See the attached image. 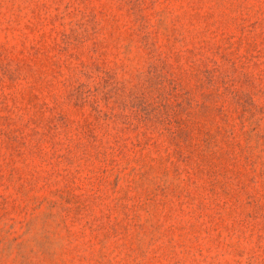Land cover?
<instances>
[{
	"label": "rangeland",
	"instance_id": "obj_1",
	"mask_svg": "<svg viewBox=\"0 0 264 264\" xmlns=\"http://www.w3.org/2000/svg\"><path fill=\"white\" fill-rule=\"evenodd\" d=\"M0 264H264V0H0Z\"/></svg>",
	"mask_w": 264,
	"mask_h": 264
}]
</instances>
